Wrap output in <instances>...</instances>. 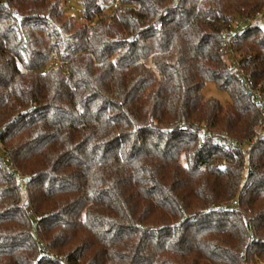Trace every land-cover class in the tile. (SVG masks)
Returning a JSON list of instances; mask_svg holds the SVG:
<instances>
[{"label": "trees", "instance_id": "obj_1", "mask_svg": "<svg viewBox=\"0 0 264 264\" xmlns=\"http://www.w3.org/2000/svg\"><path fill=\"white\" fill-rule=\"evenodd\" d=\"M111 1L0 0V264H264V0Z\"/></svg>", "mask_w": 264, "mask_h": 264}, {"label": "built area", "instance_id": "obj_2", "mask_svg": "<svg viewBox=\"0 0 264 264\" xmlns=\"http://www.w3.org/2000/svg\"><path fill=\"white\" fill-rule=\"evenodd\" d=\"M66 8H68L70 14L74 13L77 23H79L80 27H85L88 30L95 24L97 19L88 20L86 19L83 9L77 3L73 4L71 0L64 1ZM124 2L122 0H112L109 3L102 4V11L106 14H111L115 10L122 7ZM264 25V6L257 11H255L252 15L240 16L229 18L223 24L224 37L228 39L227 41V49L225 50L227 61L229 64L235 67V76L237 79L243 82L244 87L247 89L255 103L261 109V120L257 124L255 128V138H262L264 136V83H258L256 86L252 87L249 80L247 79L244 70L242 69L238 57L234 55L235 47L234 40L236 36L247 26V25ZM50 70H59L62 74H69V67L65 60L59 58L57 52L55 50H51L48 56V60L43 68L39 71L40 75H45ZM205 130L206 127L203 126ZM41 247L47 250L45 244L41 243Z\"/></svg>", "mask_w": 264, "mask_h": 264}, {"label": "rangeland", "instance_id": "obj_3", "mask_svg": "<svg viewBox=\"0 0 264 264\" xmlns=\"http://www.w3.org/2000/svg\"><path fill=\"white\" fill-rule=\"evenodd\" d=\"M64 1H66V0H61V5L63 6V10L65 11L66 19L74 25L73 29H75V28L79 27L80 24L77 23L76 18L74 17L75 14L74 13L70 14L68 8H66V6L64 4ZM71 2L73 4H75V3H78V0H71ZM132 7L138 8V4L133 3ZM39 35L41 36V38L43 40L42 42H43L44 46L46 47V49H49V44L51 43V40L49 39L47 32H39ZM202 93L205 97H216L223 106L229 105V97H228L227 93L225 91L218 90L216 88L215 84L211 81H208L204 84L203 89H202ZM21 192H22V196H24L23 187H21ZM33 218L34 217H32V219ZM254 262L255 263H252V264H262L263 263L258 258H254Z\"/></svg>", "mask_w": 264, "mask_h": 264}]
</instances>
